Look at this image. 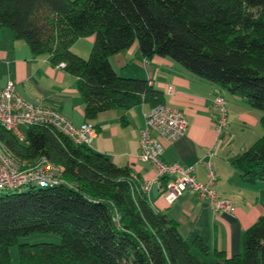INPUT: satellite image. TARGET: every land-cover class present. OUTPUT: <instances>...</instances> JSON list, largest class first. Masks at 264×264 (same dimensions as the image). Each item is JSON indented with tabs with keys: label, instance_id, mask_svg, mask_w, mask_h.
Masks as SVG:
<instances>
[{
	"label": "trees",
	"instance_id": "trees-1",
	"mask_svg": "<svg viewBox=\"0 0 264 264\" xmlns=\"http://www.w3.org/2000/svg\"><path fill=\"white\" fill-rule=\"evenodd\" d=\"M8 27L34 54L77 77L86 118L142 102L164 103L148 80L119 75L110 57L136 43L144 57H168L262 112V135L233 160L248 181L264 179V0H0ZM93 36L88 56L72 49ZM20 141L0 123V146L18 163L46 158L61 182L0 189V264H264V213L246 229L239 253L216 250L153 208L131 168L76 145L43 125ZM54 233L60 242H20Z\"/></svg>",
	"mask_w": 264,
	"mask_h": 264
},
{
	"label": "crops",
	"instance_id": "crops-1",
	"mask_svg": "<svg viewBox=\"0 0 264 264\" xmlns=\"http://www.w3.org/2000/svg\"><path fill=\"white\" fill-rule=\"evenodd\" d=\"M92 43V35L80 37L72 49L87 56ZM110 61L119 75L148 80L162 92L165 104L183 112L188 122L186 132L172 142L161 141L162 159L194 164L193 174L200 182L206 181L207 172L199 160L209 159L216 175L214 188L231 200L233 211L214 212L191 188L172 200L160 191L154 180L156 169L136 157L145 123L144 112L150 108L148 102L126 109L104 110L94 118H86L77 77L60 63H52L47 54L32 53L24 40L14 37L10 28L0 27V87L11 80L24 98L40 100L69 117L73 124L93 122L97 135L88 147L104 153L117 165L130 167L142 186L148 182L145 191L153 208L176 220L189 243L196 237L201 238L209 247L211 254L204 256L209 262L217 260L212 254L216 250L227 256L239 253L244 231L264 213V179H244L233 160L262 135V112L250 107L242 97L199 78L168 57L142 56L136 43L112 55ZM217 90L227 101L228 125L224 133L217 132L212 109Z\"/></svg>",
	"mask_w": 264,
	"mask_h": 264
},
{
	"label": "built area",
	"instance_id": "built-area-1",
	"mask_svg": "<svg viewBox=\"0 0 264 264\" xmlns=\"http://www.w3.org/2000/svg\"><path fill=\"white\" fill-rule=\"evenodd\" d=\"M62 65V63H60ZM212 109L216 117L218 133L227 131V101L220 91H216L212 99ZM144 126L140 131V147L137 159L149 162L157 171L155 181L161 192L169 199L179 196L186 188L193 189L199 197L205 199L214 212H231L234 205L230 199L221 196L214 188L215 170L209 159H200L207 172L204 182L194 177V164L183 165L166 162L162 159L161 141L172 142L182 137L187 129V119L182 111L165 103H159L144 112ZM0 123L10 130L20 141H25V128L31 125L49 127L70 139L76 145L89 146L97 135L96 126L89 120L79 125L70 118L43 104L40 100H28L17 90L13 81L9 80L0 87ZM215 144L209 151V157ZM175 175V178L171 176ZM132 177L137 181L135 175ZM167 177V178H166ZM61 170L46 158H40L33 165L16 162L3 147L0 146V189H13L26 183L39 185L61 182ZM149 183L142 187L145 190Z\"/></svg>",
	"mask_w": 264,
	"mask_h": 264
},
{
	"label": "rangeland",
	"instance_id": "rangeland-1",
	"mask_svg": "<svg viewBox=\"0 0 264 264\" xmlns=\"http://www.w3.org/2000/svg\"><path fill=\"white\" fill-rule=\"evenodd\" d=\"M41 241L58 243L60 242V237L54 233H33V234L23 236L20 238V242L35 243V242H41ZM9 251H10L13 264H18L17 245H12L9 248ZM199 258L206 259V257H204L203 255H199Z\"/></svg>",
	"mask_w": 264,
	"mask_h": 264
}]
</instances>
